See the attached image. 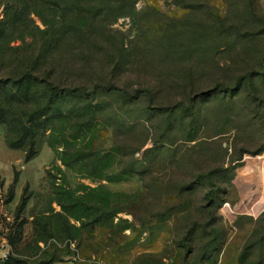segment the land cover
<instances>
[{
    "label": "rangeland",
    "instance_id": "obj_1",
    "mask_svg": "<svg viewBox=\"0 0 264 264\" xmlns=\"http://www.w3.org/2000/svg\"><path fill=\"white\" fill-rule=\"evenodd\" d=\"M26 71L78 92L0 123L14 259L264 264V0H0Z\"/></svg>",
    "mask_w": 264,
    "mask_h": 264
},
{
    "label": "trees",
    "instance_id": "obj_2",
    "mask_svg": "<svg viewBox=\"0 0 264 264\" xmlns=\"http://www.w3.org/2000/svg\"><path fill=\"white\" fill-rule=\"evenodd\" d=\"M60 88L55 85L50 77H38L33 71H26L16 78L8 77L2 84L0 83V123H5L8 126L11 122L15 123L19 131L25 133L35 130L36 126L33 123L48 116L58 99L78 92ZM77 97L78 99H85L82 94H78ZM34 98L35 101L41 100L40 106L29 112L23 107L32 103ZM13 111H15L14 114ZM32 158L33 154H30L26 159L29 161ZM0 264L21 263L11 255L7 260L0 261Z\"/></svg>",
    "mask_w": 264,
    "mask_h": 264
},
{
    "label": "built area",
    "instance_id": "obj_3",
    "mask_svg": "<svg viewBox=\"0 0 264 264\" xmlns=\"http://www.w3.org/2000/svg\"><path fill=\"white\" fill-rule=\"evenodd\" d=\"M12 247L6 238L0 241V261L7 260L12 255Z\"/></svg>",
    "mask_w": 264,
    "mask_h": 264
}]
</instances>
